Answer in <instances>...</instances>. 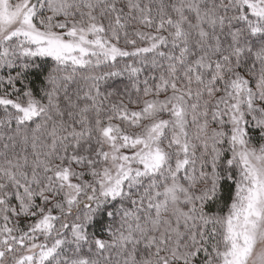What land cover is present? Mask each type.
Returning a JSON list of instances; mask_svg holds the SVG:
<instances>
[{
  "label": "snow or ice",
  "instance_id": "obj_1",
  "mask_svg": "<svg viewBox=\"0 0 264 264\" xmlns=\"http://www.w3.org/2000/svg\"><path fill=\"white\" fill-rule=\"evenodd\" d=\"M0 264H264V0H0Z\"/></svg>",
  "mask_w": 264,
  "mask_h": 264
}]
</instances>
